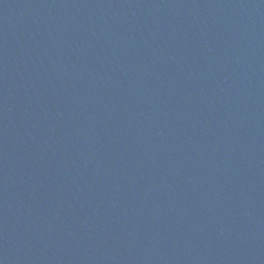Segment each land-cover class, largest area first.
Segmentation results:
<instances>
[{"label":"water","instance_id":"water-1","mask_svg":"<svg viewBox=\"0 0 264 264\" xmlns=\"http://www.w3.org/2000/svg\"><path fill=\"white\" fill-rule=\"evenodd\" d=\"M0 264H264V0H0Z\"/></svg>","mask_w":264,"mask_h":264}]
</instances>
